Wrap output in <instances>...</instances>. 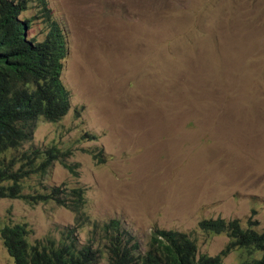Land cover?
<instances>
[{
    "label": "rangeland",
    "instance_id": "obj_1",
    "mask_svg": "<svg viewBox=\"0 0 264 264\" xmlns=\"http://www.w3.org/2000/svg\"><path fill=\"white\" fill-rule=\"evenodd\" d=\"M46 2L67 39L61 82L70 108L57 123L38 119L19 152L70 151L76 174L55 162L25 180L23 193L83 188L90 224L76 231L80 245L94 224L112 220L140 252L164 229L188 235L198 255L220 254L228 238L200 231L204 219L245 226L249 217L261 231L264 0ZM20 19L30 21L29 38L43 40L37 0ZM73 222L54 202L0 198V229L24 224L31 244L61 242ZM239 261V249L222 257ZM0 264H13L1 238ZM98 264H108L104 252Z\"/></svg>",
    "mask_w": 264,
    "mask_h": 264
},
{
    "label": "trees",
    "instance_id": "obj_2",
    "mask_svg": "<svg viewBox=\"0 0 264 264\" xmlns=\"http://www.w3.org/2000/svg\"><path fill=\"white\" fill-rule=\"evenodd\" d=\"M48 30L43 40L29 38L28 19H20L27 0H0V198L20 199L30 205L54 202L73 213V225L66 228L61 242L31 244L24 224L6 225L0 238L13 264H98L101 253L108 264H224L231 249L240 250L238 264H264V228L257 231L250 222L207 219L198 228L209 235H225L228 243L218 255H198L188 235L174 230L154 229L147 248L139 246L121 230L118 220L94 224L83 245L76 231L90 224L84 212V189L52 187L45 193H23L25 180L43 176L55 162L69 173L75 165L67 162L70 151L55 146L32 148L20 153L32 140L38 119L57 123L69 111V93L61 82L67 56L63 28L52 19L46 0H37ZM102 243V245H100Z\"/></svg>",
    "mask_w": 264,
    "mask_h": 264
},
{
    "label": "bare ground",
    "instance_id": "obj_3",
    "mask_svg": "<svg viewBox=\"0 0 264 264\" xmlns=\"http://www.w3.org/2000/svg\"><path fill=\"white\" fill-rule=\"evenodd\" d=\"M93 156H95L96 157V155L95 154H93ZM215 219H218V218H215ZM214 219V220H215ZM219 219H222V218H219ZM204 220H207V219H204ZM222 220H225V219H222ZM233 220H237V219H233ZM225 221H230V220H225ZM240 221V220H239ZM250 222V224H249V226H251L252 228L255 226V221H252L249 217L247 218V220H246V223L247 222ZM240 224H242L241 223V221H240ZM243 226V225H242ZM245 226H246V224H245ZM199 229V228H198ZM200 230V229H199ZM256 230V229H255ZM175 231V230H174ZM201 231V230H200ZM225 236V235H224ZM228 243V242H227ZM235 250V249H234ZM219 255V254H218ZM218 255H216V256H218ZM210 257H214V256H210Z\"/></svg>",
    "mask_w": 264,
    "mask_h": 264
}]
</instances>
